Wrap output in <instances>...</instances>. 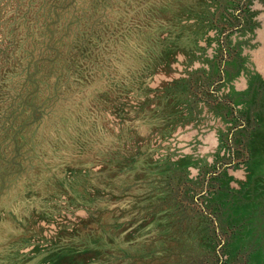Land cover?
I'll return each instance as SVG.
<instances>
[{
	"label": "rangeland",
	"instance_id": "rangeland-1",
	"mask_svg": "<svg viewBox=\"0 0 264 264\" xmlns=\"http://www.w3.org/2000/svg\"><path fill=\"white\" fill-rule=\"evenodd\" d=\"M0 264H264V0H0Z\"/></svg>",
	"mask_w": 264,
	"mask_h": 264
}]
</instances>
